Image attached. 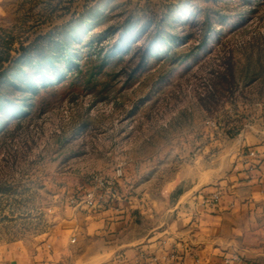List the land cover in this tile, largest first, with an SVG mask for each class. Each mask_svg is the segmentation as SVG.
I'll use <instances>...</instances> for the list:
<instances>
[{
  "label": "rangeland",
  "instance_id": "rangeland-1",
  "mask_svg": "<svg viewBox=\"0 0 264 264\" xmlns=\"http://www.w3.org/2000/svg\"><path fill=\"white\" fill-rule=\"evenodd\" d=\"M259 130L264 0H0V252L95 173L172 200Z\"/></svg>",
  "mask_w": 264,
  "mask_h": 264
},
{
  "label": "crops",
  "instance_id": "crops-1",
  "mask_svg": "<svg viewBox=\"0 0 264 264\" xmlns=\"http://www.w3.org/2000/svg\"><path fill=\"white\" fill-rule=\"evenodd\" d=\"M237 149L215 180L172 184V200L150 198L124 176L115 196L90 207L78 201L85 181L44 240L4 249L0 264H255L264 242V130L242 133ZM251 149L255 157L245 154Z\"/></svg>",
  "mask_w": 264,
  "mask_h": 264
},
{
  "label": "built area",
  "instance_id": "built-area-1",
  "mask_svg": "<svg viewBox=\"0 0 264 264\" xmlns=\"http://www.w3.org/2000/svg\"><path fill=\"white\" fill-rule=\"evenodd\" d=\"M249 157H255L256 152L254 150H247L245 153ZM121 172H117L114 177H106L103 173H95L87 178L88 187L81 194L78 201L84 202L86 205L93 207L103 200L105 195L115 196L117 194V185L119 184V177ZM218 200V195L215 194L212 198V202ZM72 203L76 201L75 198L70 200Z\"/></svg>",
  "mask_w": 264,
  "mask_h": 264
}]
</instances>
